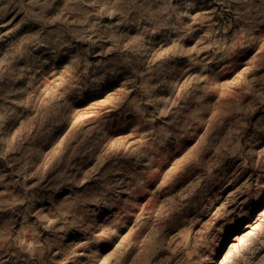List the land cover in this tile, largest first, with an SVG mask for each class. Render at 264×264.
<instances>
[{"label": "rangeland", "instance_id": "374dc122", "mask_svg": "<svg viewBox=\"0 0 264 264\" xmlns=\"http://www.w3.org/2000/svg\"><path fill=\"white\" fill-rule=\"evenodd\" d=\"M0 264H264V0H0Z\"/></svg>", "mask_w": 264, "mask_h": 264}]
</instances>
